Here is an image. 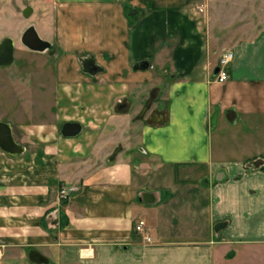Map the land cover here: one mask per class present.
<instances>
[{"label":"crops","instance_id":"obj_1","mask_svg":"<svg viewBox=\"0 0 264 264\" xmlns=\"http://www.w3.org/2000/svg\"><path fill=\"white\" fill-rule=\"evenodd\" d=\"M248 3L19 1L57 52V98L49 120L0 118L25 147L0 149V264H264V0L258 21Z\"/></svg>","mask_w":264,"mask_h":264},{"label":"rangeland","instance_id":"obj_2","mask_svg":"<svg viewBox=\"0 0 264 264\" xmlns=\"http://www.w3.org/2000/svg\"><path fill=\"white\" fill-rule=\"evenodd\" d=\"M20 0H0V40L4 37H11L15 44L14 63L10 66L0 67V118L10 119L18 130L17 122L24 120L29 121L33 117L37 120L41 115L46 113L47 120L50 119L52 111L56 108V78H55V58L57 52H31L20 41V36L24 29L33 24L31 14L25 17L22 13V5L19 6ZM224 5H229L230 0H223ZM251 1V6L257 0ZM231 5V4H230ZM249 5V3H248ZM22 6V7H21ZM220 7V6H219ZM25 8V7H24ZM23 8V9H24ZM243 9V7H240ZM242 14L239 17L243 20H260V16L254 12ZM229 8H225L228 11ZM237 16V14H234ZM226 18L230 17L229 12L225 14ZM246 18V19H245ZM258 29H251L248 35L257 33ZM225 33L221 34L224 38ZM240 36H245L241 34ZM29 107V113L23 107ZM45 116V115H44ZM45 118V119H46ZM23 142L35 148L36 144L32 142Z\"/></svg>","mask_w":264,"mask_h":264},{"label":"water","instance_id":"obj_3","mask_svg":"<svg viewBox=\"0 0 264 264\" xmlns=\"http://www.w3.org/2000/svg\"><path fill=\"white\" fill-rule=\"evenodd\" d=\"M32 12L31 7L26 6L22 13L25 17ZM21 43L34 52L52 51L53 45L41 38L33 25L27 26L20 36ZM15 44L11 37L0 40V67L10 66L14 63ZM217 68L215 69V73ZM81 130V124L77 121H66L62 124L60 133L64 137H74ZM0 149L10 155L19 156L25 151V147L15 141L12 127L9 122L0 121Z\"/></svg>","mask_w":264,"mask_h":264},{"label":"built area","instance_id":"obj_4","mask_svg":"<svg viewBox=\"0 0 264 264\" xmlns=\"http://www.w3.org/2000/svg\"><path fill=\"white\" fill-rule=\"evenodd\" d=\"M234 53L231 49H223L219 58H218V63H217V71L214 74V81L216 82H224L229 78V73H228V66L229 63L233 60ZM76 187L70 186V187H61L58 192V196L61 198H67L70 194V192L74 191ZM134 229L143 234V239L145 242L150 243L151 238L150 236L145 232V222L144 220H139Z\"/></svg>","mask_w":264,"mask_h":264},{"label":"trees","instance_id":"obj_5","mask_svg":"<svg viewBox=\"0 0 264 264\" xmlns=\"http://www.w3.org/2000/svg\"><path fill=\"white\" fill-rule=\"evenodd\" d=\"M146 62H140V63H137L135 64V68H145L146 67Z\"/></svg>","mask_w":264,"mask_h":264},{"label":"flooded vegetation","instance_id":"obj_6","mask_svg":"<svg viewBox=\"0 0 264 264\" xmlns=\"http://www.w3.org/2000/svg\"><path fill=\"white\" fill-rule=\"evenodd\" d=\"M32 25V24H31ZM15 52V51H14Z\"/></svg>","mask_w":264,"mask_h":264}]
</instances>
